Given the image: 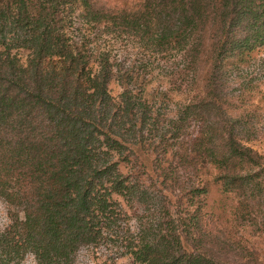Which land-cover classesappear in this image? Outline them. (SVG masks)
<instances>
[{
  "label": "trees",
  "instance_id": "obj_1",
  "mask_svg": "<svg viewBox=\"0 0 264 264\" xmlns=\"http://www.w3.org/2000/svg\"><path fill=\"white\" fill-rule=\"evenodd\" d=\"M103 1L0 0V198L15 211L0 231V261L32 254L37 264H75L94 248L112 262L230 264L198 210L168 202L154 219L140 216L148 189L121 165L147 146L192 172L212 169L238 199L236 222L264 234V154L250 145L263 135L250 114L236 115L242 94L231 90L264 50V0ZM104 34L132 37L141 66L102 47ZM164 60L174 90L190 97L171 128L146 97L154 62ZM165 174L166 192L208 198L207 183L173 184Z\"/></svg>",
  "mask_w": 264,
  "mask_h": 264
},
{
  "label": "rangeland",
  "instance_id": "obj_2",
  "mask_svg": "<svg viewBox=\"0 0 264 264\" xmlns=\"http://www.w3.org/2000/svg\"><path fill=\"white\" fill-rule=\"evenodd\" d=\"M137 2L140 3V0L103 1L107 7L111 8L131 7ZM99 41L101 46L112 51L119 61L125 62L127 65L141 66V62H139L141 56L138 55L139 48L132 37L104 34L99 37ZM22 55L24 63L26 54L22 53ZM252 59L251 64L245 65L237 73L238 76L231 83V90L236 98L242 94L238 102L235 100L233 103L240 107L236 110V115L250 114L255 128L263 135L259 141L250 145L264 154V50L256 52ZM156 62L153 65L154 72L147 81L146 97L153 103L161 123L171 128L173 125L169 123L170 120L177 119L179 109L189 102L190 97L174 90L176 89L175 85L171 83V62L164 60L160 67ZM142 65L144 64L142 63ZM149 70L150 68L147 71L149 72ZM140 74L144 76L143 71H140ZM183 81L179 80V82ZM109 89L115 97L121 93V88L114 81L111 82ZM184 133L186 135L190 131L186 130ZM177 148L178 145H175L173 151H177ZM132 151L129 154L130 163L127 165L122 163L121 169L126 175H132L139 179L148 189L147 203L145 207L139 209L140 216L154 219L159 215L162 204H168V202L173 207V211H177L179 206L187 209L190 213L198 210L203 221L210 219V227L213 228L217 236L215 248L217 251H221V257L227 263L264 264V234L252 226L236 222L235 213L238 199L233 194L223 192L220 184L215 180L217 173L214 170L210 169L207 174L205 169H201L197 173L185 169L179 164L181 163L179 158L175 157L171 151L165 158L148 149L147 146L133 147ZM162 169L166 170V174ZM164 174L170 180L169 183L173 182V184H175V180L186 183L192 181L207 183L208 198L191 200L189 197L181 195L178 190L174 193L166 192L161 184L163 176L159 177ZM175 188L178 189V187ZM126 209L133 215L137 214L136 208L131 210L126 207ZM14 217V209L0 198V231L9 227ZM108 256L109 253L104 249L83 248L77 253L75 264H133L130 257L112 262ZM0 264H37V262L32 254H28L21 262L17 260L11 263L0 261Z\"/></svg>",
  "mask_w": 264,
  "mask_h": 264
}]
</instances>
